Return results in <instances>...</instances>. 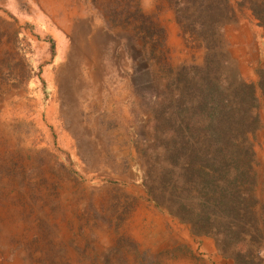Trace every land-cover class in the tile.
<instances>
[{"label": "rangeland", "instance_id": "1", "mask_svg": "<svg viewBox=\"0 0 264 264\" xmlns=\"http://www.w3.org/2000/svg\"><path fill=\"white\" fill-rule=\"evenodd\" d=\"M263 65L264 0H0V264H264V110L250 211L162 144Z\"/></svg>", "mask_w": 264, "mask_h": 264}, {"label": "trees", "instance_id": "2", "mask_svg": "<svg viewBox=\"0 0 264 264\" xmlns=\"http://www.w3.org/2000/svg\"><path fill=\"white\" fill-rule=\"evenodd\" d=\"M198 71L207 72L200 68L192 76H198ZM200 98L192 112L184 111L179 127L166 130L165 151L202 192L219 191L223 203L227 200L232 208L250 211V204L256 202L253 187L259 185L257 168L261 166L256 148L258 132L263 129L264 65L257 83L243 79L224 83L211 78L209 72L200 86Z\"/></svg>", "mask_w": 264, "mask_h": 264}]
</instances>
